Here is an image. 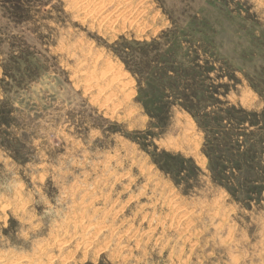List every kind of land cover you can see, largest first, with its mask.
I'll return each instance as SVG.
<instances>
[{
  "label": "rangeland",
  "instance_id": "374dc122",
  "mask_svg": "<svg viewBox=\"0 0 264 264\" xmlns=\"http://www.w3.org/2000/svg\"><path fill=\"white\" fill-rule=\"evenodd\" d=\"M0 264H264V0H0Z\"/></svg>",
  "mask_w": 264,
  "mask_h": 264
},
{
  "label": "trees",
  "instance_id": "16d2710c",
  "mask_svg": "<svg viewBox=\"0 0 264 264\" xmlns=\"http://www.w3.org/2000/svg\"><path fill=\"white\" fill-rule=\"evenodd\" d=\"M183 109L188 111L191 114H194V113H192L191 109L189 107H187V106H183Z\"/></svg>",
  "mask_w": 264,
  "mask_h": 264
},
{
  "label": "bare ground",
  "instance_id": "6f19581e",
  "mask_svg": "<svg viewBox=\"0 0 264 264\" xmlns=\"http://www.w3.org/2000/svg\"><path fill=\"white\" fill-rule=\"evenodd\" d=\"M166 197H164V199H165ZM169 203H170V201H169ZM167 205V204H166ZM172 207H173V205H172ZM170 208V207H169ZM179 208V207H178ZM180 209V208H179ZM176 210V209H175ZM179 223V222H178ZM184 224H185V222H184Z\"/></svg>",
  "mask_w": 264,
  "mask_h": 264
}]
</instances>
